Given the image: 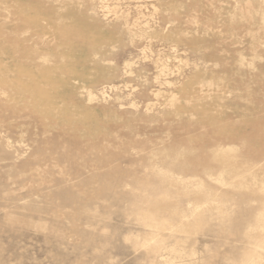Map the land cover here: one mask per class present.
I'll list each match as a JSON object with an SVG mask.
<instances>
[{"label":"rangeland","instance_id":"374dc122","mask_svg":"<svg viewBox=\"0 0 264 264\" xmlns=\"http://www.w3.org/2000/svg\"><path fill=\"white\" fill-rule=\"evenodd\" d=\"M255 180L264 0H0V264H264Z\"/></svg>","mask_w":264,"mask_h":264},{"label":"bare ground","instance_id":"6f19581e","mask_svg":"<svg viewBox=\"0 0 264 264\" xmlns=\"http://www.w3.org/2000/svg\"><path fill=\"white\" fill-rule=\"evenodd\" d=\"M119 1V0H118ZM137 1V0H136ZM146 1V0H145ZM102 3V2H101ZM143 8V7H142ZM153 8V7H152ZM108 9V8H107ZM154 13H155V11H154ZM119 19V18H118ZM147 24V23H146ZM146 27V26H145ZM147 34V33H146ZM184 35V34H183ZM185 36V35H184ZM150 41V40H149ZM174 50V49H173ZM185 54V53H184ZM163 58V57H162ZM169 60V59H168ZM157 62V61H156ZM128 64H130V63H128ZM182 64V63H181ZM131 65H133V63L132 64H130V66L129 67H131ZM127 66V65H126ZM159 69V71H160V68H158ZM162 70V69H161ZM28 73H30L29 71H28ZM162 74V73H161ZM34 76V75H33ZM159 76V75H158ZM160 78V77H159ZM157 79V78H156ZM36 85H38V84H36ZM174 86V85H173ZM54 87V86H53ZM49 95V94H48ZM42 96V95H41ZM50 96V95H49ZM94 99H95V97H93ZM92 98V99H93ZM174 99H176V98H174ZM92 101V100H91ZM235 160H236V157H235ZM210 161V160H209ZM216 161V160H215ZM235 171V168L234 167H232V166H228V167H226L225 168V170H224V172H226V173H228V174H231V173H233ZM225 174V173H224ZM256 173L254 172V173H249V172H245L244 173V176H243V178L245 179V175L247 176V175H250V176H253V175H255ZM223 175V174H222ZM221 175V176H222ZM223 177H224V175H223ZM256 178V177H255ZM220 179V178H219ZM218 179V180H219ZM222 179H224V178H222ZM222 182H224V181H222ZM255 184L256 185H259V188H260V191L262 192V193H264V181L263 182H258V180H255ZM263 217V216H262ZM261 221H262V223H264L263 221H264V218H263V220L261 219ZM263 230H264V226H263ZM254 254V253H253ZM181 257H182V255H180ZM179 256V257H180ZM252 256H254V255H252ZM255 257V256H254ZM185 258V257H184ZM252 259V261L254 262L255 260H253V258H251ZM182 262V261H181ZM252 262V263H253ZM256 262V261H255ZM249 264H251V262L249 263ZM256 264H257V262H256Z\"/></svg>","mask_w":264,"mask_h":264}]
</instances>
